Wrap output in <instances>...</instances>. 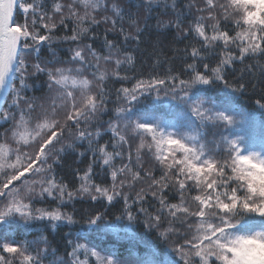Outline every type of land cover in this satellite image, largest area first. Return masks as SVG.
<instances>
[{
    "label": "snow or ice",
    "instance_id": "snow-or-ice-1",
    "mask_svg": "<svg viewBox=\"0 0 264 264\" xmlns=\"http://www.w3.org/2000/svg\"><path fill=\"white\" fill-rule=\"evenodd\" d=\"M152 58L181 66L144 79L136 65ZM13 73L0 108V264H121L87 237L4 229L66 221L118 234L125 220L124 232L142 222L170 249L165 264H264V150L209 139L234 117L190 96L196 85H264V0H0V90ZM153 92L187 104L179 129L129 116ZM69 157L81 165L70 181ZM152 255L128 264H160Z\"/></svg>",
    "mask_w": 264,
    "mask_h": 264
},
{
    "label": "trees",
    "instance_id": "trees-1",
    "mask_svg": "<svg viewBox=\"0 0 264 264\" xmlns=\"http://www.w3.org/2000/svg\"><path fill=\"white\" fill-rule=\"evenodd\" d=\"M170 2V0H169ZM103 31V28L100 29ZM61 33H58V35ZM171 33L168 34L169 39H171ZM113 37H109L112 39ZM176 47H183V43H178L175 45ZM63 47V46H61ZM46 55V49L44 53ZM63 56V53H60ZM168 57L172 56L171 52L167 53ZM245 63H250L249 61H245ZM181 66V61L179 59H169L168 61H164L161 59L159 64L154 62V58L152 59H145L143 66L141 64L136 65V73L143 72L145 75L142 77L147 79L148 73H153L157 75H162L163 73L167 72L169 69L175 68L179 70ZM111 67V66H109ZM237 69L242 68V65H236ZM130 77L133 75L132 72L127 73ZM12 78V82L14 81V77ZM141 78V77H138ZM245 79H251L249 76L245 75ZM15 84L18 86V80L14 81ZM135 83V80H131L130 82H124V87H131L132 84ZM253 84H256L255 90L251 87L244 92L239 93L235 92L232 89L226 88L223 84H209V85H196L194 86L192 92V96H195L197 99L201 98L205 101H210L211 104L223 105L224 101L230 100L232 104L235 105V109H239L241 111L247 113H253L258 115L261 120H264V105L257 104L256 101L260 98V91L264 85H260L257 81L252 80ZM41 82H36V88L40 89ZM114 87L119 88L121 84L117 83ZM46 90V89H45ZM11 92V90H10ZM9 92V93H10ZM29 95L35 94L36 96H40V91L29 92ZM114 99V97H113ZM173 100L170 96H163L157 97L156 94L153 92L150 94H145L144 96L140 97L137 102H133L131 109L129 110V116L132 119H145L148 115H156V119L162 120L165 119L166 121L171 120L176 117V110L178 108L177 100L176 102L172 103ZM11 98L8 94V97L4 103L3 107H6L7 103H10ZM168 103V104H167ZM264 103V101H261ZM109 107L113 108L115 105L109 104ZM115 112L113 111L109 115L103 116L101 119L108 120L110 116H114ZM260 120V121H261ZM264 123V121H261ZM4 121L0 120V124H3ZM162 123V122H161ZM162 127L167 125H161ZM221 128L213 129L209 128L205 131L208 132L209 139H215L217 144H219L218 132L221 133ZM213 133L216 135L213 137ZM263 135H257V138L262 137ZM107 139V137H105ZM103 142V141H102ZM139 143V140L133 142V147ZM81 167V165L75 164L72 162V158L69 157L68 161L65 164L63 171L60 175L64 176L67 180H72V169ZM83 203V202H81ZM81 203H77L75 205L77 209V214L80 215L79 209L81 207ZM155 203V202H153ZM37 207H41L43 205H36ZM95 205H93L94 207ZM147 207V205H144ZM84 207L87 210L88 204L84 203ZM110 211V209H109ZM10 219L18 220L19 217H13ZM79 219V218H78ZM86 219V217H85ZM125 222V224H124ZM258 223V221H255ZM57 227L55 230L52 229L50 224L44 222H32L30 225L25 226L23 223L17 225L13 224L10 228L4 229V231H10L11 235L15 239H33L34 236H39L41 234L49 235V238H54L57 241H62L64 239H75L79 237H87L93 241V246L97 247H106L112 250L113 254L116 258L121 260V264H128L129 261L137 259L142 261H147L153 258V253H155V259L160 261V263L165 264V262L171 258L170 249H168L162 241L156 239L155 233L151 230L147 229L142 222L135 223L130 225V232H124L123 229L129 227L128 222L119 221L118 227L121 229L120 233H113V232H105L103 230L96 229L95 226H90L86 222H77L72 225H68L66 221L56 222ZM18 234L19 236H17ZM80 242L87 243V240H81ZM62 255V253H60ZM83 259V256H81Z\"/></svg>",
    "mask_w": 264,
    "mask_h": 264
},
{
    "label": "rangeland",
    "instance_id": "rangeland-1",
    "mask_svg": "<svg viewBox=\"0 0 264 264\" xmlns=\"http://www.w3.org/2000/svg\"><path fill=\"white\" fill-rule=\"evenodd\" d=\"M14 75L15 74L12 75V78ZM10 90H11V85L7 93V97ZM190 96L193 100L197 99L195 96H192L191 93ZM171 102L174 103L176 102V100L173 99ZM177 103H178V108L175 111L176 117L168 121H166L165 119L161 120L162 122L161 125H167L164 126L165 130L179 129L184 121L183 113L187 112L188 106L187 104L182 103L179 100H177ZM213 105L217 106V110L228 111V114L232 115L235 121L233 125H229L227 127H224L223 125L220 126L221 133L218 132L219 138L217 140L220 141L221 137H228L231 139V138H236L238 136H243L244 139L241 141V144L245 152L264 150V123L261 122L264 120H261L256 114L247 113L239 109H235L236 108L235 105L232 104L230 100L224 101L223 105H217V104H213ZM152 118L156 119L157 117L156 115L153 114L148 115L147 118L145 119V122H153ZM257 135H263V136L260 138H256ZM92 259L94 260L95 258L93 257Z\"/></svg>",
    "mask_w": 264,
    "mask_h": 264
},
{
    "label": "water",
    "instance_id": "water-1",
    "mask_svg": "<svg viewBox=\"0 0 264 264\" xmlns=\"http://www.w3.org/2000/svg\"><path fill=\"white\" fill-rule=\"evenodd\" d=\"M9 80H10V76H9ZM8 87V86H7ZM7 87H5L4 89L0 90V108L2 107V103H3V98L5 96Z\"/></svg>",
    "mask_w": 264,
    "mask_h": 264
}]
</instances>
